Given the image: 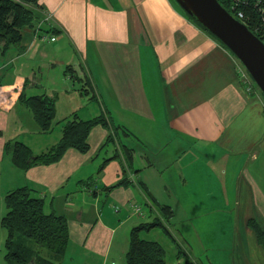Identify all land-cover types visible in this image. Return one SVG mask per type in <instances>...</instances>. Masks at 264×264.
I'll use <instances>...</instances> for the list:
<instances>
[{"label":"crops","instance_id":"obj_1","mask_svg":"<svg viewBox=\"0 0 264 264\" xmlns=\"http://www.w3.org/2000/svg\"><path fill=\"white\" fill-rule=\"evenodd\" d=\"M39 4L41 18L23 29L21 44H0V191L30 187L46 213L66 217L69 245L58 264H126L132 228L161 217L141 184L173 210L164 222L181 242L166 264H184L178 248L193 264H219L221 254L227 264H264L250 226L264 231V98L240 84L233 53L172 0ZM35 96L54 100L59 131L40 130L25 102ZM98 116L130 136L118 131L102 148L109 132L96 126L87 153L69 149L28 170L13 164L8 144L45 153L67 120ZM122 145L134 150L126 173ZM158 232L141 237L165 249Z\"/></svg>","mask_w":264,"mask_h":264},{"label":"trees","instance_id":"obj_2","mask_svg":"<svg viewBox=\"0 0 264 264\" xmlns=\"http://www.w3.org/2000/svg\"><path fill=\"white\" fill-rule=\"evenodd\" d=\"M172 1L189 20L221 43L194 18L184 12L174 0ZM218 1L230 13L226 2ZM39 2L40 0H0V44L3 45L4 50L21 44L24 28L36 27L37 20L39 21L41 18L40 10H42ZM247 14L251 16L252 22L246 26L254 35L263 40L260 33V15L252 9L248 10ZM56 32L58 30L54 29L53 33ZM239 64L242 65L240 61ZM262 95L264 98L263 93ZM25 102L33 113L40 130L50 132L55 119L54 100L35 96L25 99ZM96 126H102L109 132L102 148L110 142H115L118 131L130 136L123 126L109 122L104 116H98L88 121L75 118L64 123L61 139L48 152L35 154L27 144L20 141L8 144L7 148L11 151L13 164L21 170H28L34 165H51L59 162L69 149L87 153L90 149L88 138ZM122 153L126 162L124 167L126 173V169L133 165L134 150L122 145ZM102 168L101 166L100 170ZM125 182L126 179L108 187L107 190L111 191ZM141 188L151 200L152 205L159 210L161 217L140 223L132 228L129 249L125 257L126 264H166L164 247L159 242L143 239L141 233L162 228L172 238L165 222L173 217V210L169 206L158 205L144 184H141ZM4 201L7 212L1 219V226L7 231L5 264H58L66 254L69 245V226L66 217L54 212L46 213L44 199L36 197L33 189L27 186L8 192ZM250 226L255 230L259 242L264 246L262 228L255 221H251ZM172 240L174 241L173 238ZM178 256L179 259L185 261L184 264H193L180 248H178Z\"/></svg>","mask_w":264,"mask_h":264},{"label":"water","instance_id":"obj_3","mask_svg":"<svg viewBox=\"0 0 264 264\" xmlns=\"http://www.w3.org/2000/svg\"><path fill=\"white\" fill-rule=\"evenodd\" d=\"M240 61L264 94V42L218 0H174Z\"/></svg>","mask_w":264,"mask_h":264},{"label":"rangeland","instance_id":"obj_4","mask_svg":"<svg viewBox=\"0 0 264 264\" xmlns=\"http://www.w3.org/2000/svg\"><path fill=\"white\" fill-rule=\"evenodd\" d=\"M240 65V64H239ZM241 67V72H240V84L249 92V93H259L262 95V93L260 92V90L258 89V86L256 85V83L254 82V80L252 79V77L250 76V74L247 72V70L245 69V67L243 65H240ZM256 85V86H255ZM263 96V95H262ZM55 131H59L60 130V125L58 126L57 124H55ZM110 147H112V145H110ZM177 173H175L174 171H168L167 173H164V176L167 177H171L172 176H176ZM2 186H4V183L2 184ZM8 192H3L1 193L0 191V264H5V260H4V256H5V240H6V236H7V231L1 226V219L3 218V216L6 214L7 209L5 206V201H4V197ZM141 204H143V208L146 210L147 207L146 205H144L145 203H143V201H140ZM180 210V209H179ZM114 211V210H113ZM143 222V221H142ZM158 229V238H161L160 240L163 242L162 244L165 246L166 249V260H168L169 262H175L176 258H175V252H176V248L178 245H180L179 243L181 242L180 237L177 235L178 240L176 244L175 241H173L171 238L166 236V239L163 238V235L160 236V233L163 232V229L161 228H157ZM146 235V232L142 233V236ZM151 236H154V234H152ZM176 239V238H175ZM225 250H222V252H224ZM193 253H195L193 251ZM217 260L219 262V264H227V260H225V257L221 254L217 257ZM230 262V261H228ZM207 264V263H206ZM228 264H232L231 262Z\"/></svg>","mask_w":264,"mask_h":264},{"label":"built area","instance_id":"obj_5","mask_svg":"<svg viewBox=\"0 0 264 264\" xmlns=\"http://www.w3.org/2000/svg\"><path fill=\"white\" fill-rule=\"evenodd\" d=\"M226 2L227 7L230 9V14L233 15L243 24L247 25L252 22L251 16L247 11L252 9L256 10L261 17L260 33L262 41L264 42V0H223ZM131 209L134 213L140 216L141 209L138 205L132 204Z\"/></svg>","mask_w":264,"mask_h":264}]
</instances>
